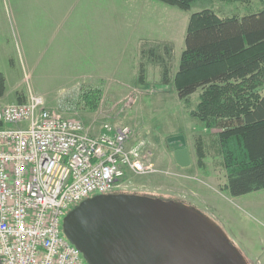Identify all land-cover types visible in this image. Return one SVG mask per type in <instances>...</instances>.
<instances>
[{
    "label": "rangeland",
    "instance_id": "rangeland-1",
    "mask_svg": "<svg viewBox=\"0 0 264 264\" xmlns=\"http://www.w3.org/2000/svg\"><path fill=\"white\" fill-rule=\"evenodd\" d=\"M61 2L77 4L81 18L129 19L121 16L126 9L122 0H0V73L6 83L0 105L24 103L32 94L42 97L50 112L78 120L92 133H97L104 124L132 128L135 137L146 142L155 173L129 174L130 181L125 183L126 190L122 193L176 201L191 207L220 227L247 264H264V190L239 198H232L226 191L219 131L190 117L172 82V57L168 59L171 68L168 85L161 80L162 71L151 66L141 80L139 66L134 69L138 42L112 41L108 49V42L101 41L97 44L100 51L112 52L106 58L111 64L105 67L106 72L116 69L122 62L125 70L96 74L90 70L99 60L93 48L85 45L82 48L59 47L49 41L57 32V21L68 13ZM160 6L159 14L149 7L141 11L145 37L157 36L158 33H148V25L161 21L163 26L166 18L175 20L173 27L178 26L175 33H179L193 14L210 10L221 19L243 18L263 11L264 0L245 3L199 0L190 11L176 8L178 13L173 7ZM66 68L80 71H62ZM103 76L110 78L107 87L97 82L101 88H90L92 78ZM91 94L94 95L89 104L85 98ZM198 95L192 97L195 103ZM132 98L135 104L129 103ZM91 105L97 108L92 109ZM179 137L186 141L191 159L189 168L183 169L176 163L175 152L181 144L171 140ZM61 235L65 237L63 229Z\"/></svg>",
    "mask_w": 264,
    "mask_h": 264
},
{
    "label": "built area",
    "instance_id": "built-area-1",
    "mask_svg": "<svg viewBox=\"0 0 264 264\" xmlns=\"http://www.w3.org/2000/svg\"><path fill=\"white\" fill-rule=\"evenodd\" d=\"M153 173L146 142L128 126L104 124L92 133L32 94L25 103L0 105L2 264H86L61 235L66 213L125 191L129 174Z\"/></svg>",
    "mask_w": 264,
    "mask_h": 264
},
{
    "label": "trees",
    "instance_id": "trees-1",
    "mask_svg": "<svg viewBox=\"0 0 264 264\" xmlns=\"http://www.w3.org/2000/svg\"><path fill=\"white\" fill-rule=\"evenodd\" d=\"M159 1L190 11L199 0ZM150 56L163 64V83L168 85L171 68L161 55L144 48L142 59ZM145 73L142 64L141 80ZM174 82L190 117L219 131L229 195L239 198L264 190V10L227 19L210 10L193 14ZM5 93L6 83L0 73V98ZM196 94L195 103L192 97ZM93 95L85 98L89 104Z\"/></svg>",
    "mask_w": 264,
    "mask_h": 264
},
{
    "label": "water",
    "instance_id": "water-1",
    "mask_svg": "<svg viewBox=\"0 0 264 264\" xmlns=\"http://www.w3.org/2000/svg\"><path fill=\"white\" fill-rule=\"evenodd\" d=\"M171 141L181 144L176 163L189 168L185 138ZM63 232L87 264H212L207 249L218 240L230 243L215 222L191 207L122 193L82 202L64 218Z\"/></svg>",
    "mask_w": 264,
    "mask_h": 264
},
{
    "label": "crops",
    "instance_id": "crops-1",
    "mask_svg": "<svg viewBox=\"0 0 264 264\" xmlns=\"http://www.w3.org/2000/svg\"><path fill=\"white\" fill-rule=\"evenodd\" d=\"M122 1L124 2L122 5H124L126 9L124 12L121 9L122 10L121 16L122 15L128 16L129 19L120 18V17L118 18L106 17L104 19L96 18V17L81 18L79 17V14L81 12L79 11V6L77 4L74 5L75 4L74 2H61L60 5L61 6L64 5L65 8L68 9V13L66 17H63L57 21L56 24L57 32L54 33L53 40L49 38L50 43L53 45H57L59 47L61 46V47H69V48L70 47L82 48V45H85L93 48L95 50V53L98 55L99 60L97 61V66L96 65L92 67L90 66L91 67L90 70H93V72H95L96 74L99 73L102 74L106 72L105 67H107L108 64H110V62L106 58L110 56L112 52L109 53L101 52L97 45L99 42L101 41L105 43L108 42L107 45L109 49V46L112 45L109 42L112 41L118 42V41H123L124 39L126 42L136 41L138 42L136 46L137 61L134 63V69L135 67L138 68L139 66V70H140V67L143 64L145 66L146 72L150 69L149 67L151 66V68L156 67L158 70L160 69V71H162L161 75H163L162 63L152 61L151 56L145 58L147 60L146 62L144 59H142V50L144 48L154 50L156 53L161 55L162 57L161 59H165V65L169 66L168 59H171L172 57V61L174 63V80H175V77L179 71L181 57L185 50V37L187 35V31L185 33L184 30L187 23L185 24V26L182 25L181 31L179 33L178 32L175 33V31L179 30L177 29L178 26L173 27L175 20L172 22L169 18H166L165 24L163 26L160 23L161 21L158 23H151L148 25L147 27L148 33L149 32L158 33L157 36L153 34L152 36L145 37V34L142 33L144 24H143V19L140 20L142 16L141 11H143L144 8L149 7L148 9L151 10L153 13L157 11L159 14L161 9L160 5L163 4L164 7L166 6V4L160 2L159 0H131V2H129V0H122ZM112 8H114V11H116L117 10L116 4L113 3ZM173 8L177 12L178 8L177 9L175 7ZM172 12L176 13L173 10ZM137 14H139V17ZM134 15H137V17H134ZM190 18L188 20L187 30H188ZM112 50L113 49H110V51ZM99 51L105 55L104 59H102V57L100 56ZM176 56H178V58ZM112 57H114V55ZM122 65L123 62L119 64L116 69H112L111 71L108 72H121L122 70H125ZM72 70L75 69H71V68H66V70L62 69V71L64 72H68V71L71 72ZM78 71L80 70L76 68L74 72H78ZM133 72L136 71L134 70ZM108 79L110 78L104 76L99 78L94 77L90 80L92 82L90 88L92 89H97L99 87L101 88L102 85H98V83L104 84L103 87L105 88L107 87L106 82L108 83L107 81ZM161 80L163 81V78H161ZM100 132L101 129L97 132V134H99Z\"/></svg>",
    "mask_w": 264,
    "mask_h": 264
},
{
    "label": "flooded vegetation",
    "instance_id": "flooded-vegetation-1",
    "mask_svg": "<svg viewBox=\"0 0 264 264\" xmlns=\"http://www.w3.org/2000/svg\"><path fill=\"white\" fill-rule=\"evenodd\" d=\"M153 198V197H152ZM157 199V198H154ZM168 204L176 205V201H166L164 199H158ZM181 205V204H179ZM211 248V247H210ZM201 249H205L204 246H201ZM207 254H210V259L212 264H247L236 252L229 242H223L218 240L215 242V245L211 249H207Z\"/></svg>",
    "mask_w": 264,
    "mask_h": 264
}]
</instances>
